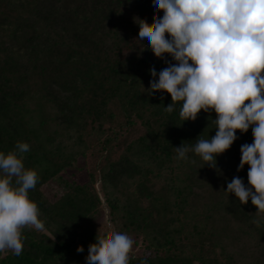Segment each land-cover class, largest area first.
<instances>
[{
  "label": "trees",
  "instance_id": "obj_1",
  "mask_svg": "<svg viewBox=\"0 0 264 264\" xmlns=\"http://www.w3.org/2000/svg\"><path fill=\"white\" fill-rule=\"evenodd\" d=\"M151 9L148 0H0V151L29 144L24 164L39 176L29 198L45 224L22 229L21 254L0 252V264H87L88 245L110 235L102 220L140 248L129 264H264V219L253 223L264 213L223 191L234 176L250 187L248 165H237L251 126L235 130L212 167L192 152L176 158L173 147L214 135L216 114L181 121L179 103L164 111L167 92L149 94V69L176 63L137 44L136 19L151 30L163 14ZM81 171V182L68 175Z\"/></svg>",
  "mask_w": 264,
  "mask_h": 264
},
{
  "label": "clouds",
  "instance_id": "obj_2",
  "mask_svg": "<svg viewBox=\"0 0 264 264\" xmlns=\"http://www.w3.org/2000/svg\"><path fill=\"white\" fill-rule=\"evenodd\" d=\"M155 13L152 29L136 19L141 50L157 58L167 53L176 63L159 72L150 68L148 91L163 90L171 102L164 111L193 120L199 111H213L215 133L193 145L173 147L178 160L187 153L198 155L210 167L215 156L230 147L251 126V143L239 147L237 171L245 164L246 187L233 177L223 190L240 204L250 199L256 213H264V0H148ZM167 34V37L165 36ZM247 101V103H245ZM29 144L18 141L11 150L0 151V252L19 256L22 229L44 230V221L29 191L39 180L37 170L26 167ZM254 190V191H253ZM264 217L253 220L259 224ZM135 241L125 232L112 231L107 238L95 237L85 257L87 264H129ZM77 252L83 251L79 245ZM139 264H147L141 259Z\"/></svg>",
  "mask_w": 264,
  "mask_h": 264
},
{
  "label": "rangeland",
  "instance_id": "obj_3",
  "mask_svg": "<svg viewBox=\"0 0 264 264\" xmlns=\"http://www.w3.org/2000/svg\"><path fill=\"white\" fill-rule=\"evenodd\" d=\"M80 164H82V161L79 162ZM68 175L71 176V178H73L74 180L81 182L85 179V172L81 171V172H77V173H73L72 175L70 174V172H68ZM43 192L47 195V197L49 199H54L58 194H59V189L58 187L55 185V183L53 182H49L47 184H45L43 187ZM104 216V213L102 215V217ZM105 220V216L103 217ZM99 227L100 230L102 231H106L108 230L109 233H111L112 231H115L118 229L119 225L118 224H112L109 223V221L106 220V222L104 223L103 220L99 223ZM134 250H136L137 252H140V248H133Z\"/></svg>",
  "mask_w": 264,
  "mask_h": 264
}]
</instances>
